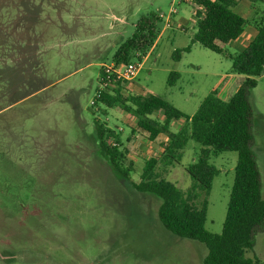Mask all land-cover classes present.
Instances as JSON below:
<instances>
[{"label": "rangeland", "instance_id": "374dc122", "mask_svg": "<svg viewBox=\"0 0 264 264\" xmlns=\"http://www.w3.org/2000/svg\"><path fill=\"white\" fill-rule=\"evenodd\" d=\"M189 1L0 0V264H203L205 244L164 227L161 200L112 170L94 126L97 119L123 133L117 147L127 150L135 163L131 179L140 181L145 159L159 148L133 132L134 116L120 108L103 114L95 101L102 69L149 13L165 18L125 95L153 94L192 116L232 70L229 58L192 45ZM243 40L222 47L240 53ZM172 72L180 78L170 86ZM249 100L251 148L264 186V83ZM200 148L190 141L182 165L163 176L187 191L194 182L185 167ZM237 159L224 152L211 160L219 170L209 196L212 233L223 229ZM247 256L264 262V227Z\"/></svg>", "mask_w": 264, "mask_h": 264}, {"label": "trees", "instance_id": "16d2710c", "mask_svg": "<svg viewBox=\"0 0 264 264\" xmlns=\"http://www.w3.org/2000/svg\"><path fill=\"white\" fill-rule=\"evenodd\" d=\"M254 4L264 0H249ZM185 2V1H183ZM197 18L196 31L191 43L223 55L232 61V73L245 76L237 92L228 100L211 92L200 104L197 112L188 116L165 99L150 94L123 93L124 87L117 83L96 97L95 105L103 114L109 109L120 108L137 120L136 132L151 142L160 135L168 137L166 145L160 144L163 153L145 159L140 181L134 182L131 173L135 163L121 150V134L105 123L94 120L96 139L102 155L108 158L113 171L129 181L131 188L161 200L158 216L164 227L180 238L199 241L208 249L203 264H264L258 258L247 256L254 247V239L264 227V197L258 165L252 151V115L250 93L257 87L264 73V12L255 8L249 18H243L234 9L240 0H192ZM162 18L159 12L143 16L136 25L133 36L120 45L114 55L115 66L140 61L142 55L152 49L159 37ZM252 25L258 30L255 39L242 52L231 54L222 46L237 40L244 26ZM192 45L177 50L174 58L179 60ZM101 71V77L105 74ZM180 78L172 72L168 83L173 86ZM94 105V106H95ZM161 115L163 119L158 116ZM184 120L181 129L172 131L174 121ZM134 132V131H133ZM113 139L114 145L109 143ZM190 141L201 146L195 161L185 167L194 182L187 191L170 182L163 173L170 167L182 165L185 149ZM224 152L238 155L235 178L232 185L227 212L221 233L206 228L209 196L219 170L212 158Z\"/></svg>", "mask_w": 264, "mask_h": 264}, {"label": "crops", "instance_id": "0c3cea01", "mask_svg": "<svg viewBox=\"0 0 264 264\" xmlns=\"http://www.w3.org/2000/svg\"><path fill=\"white\" fill-rule=\"evenodd\" d=\"M189 2L192 3V4L187 3V5L192 7L191 14H192L193 20L191 22H188V23L190 25H192L193 30L191 32V35H193L195 33V31H196V22H197V18L195 16V9H194V7H196V6H194L192 0L189 1ZM256 7L261 9L264 12V2H262L259 5V4H254V3L250 2L249 0H240L238 5L235 7L234 11L237 14H239L240 16H242L243 18H249L253 14V12H254ZM196 8L199 9L200 12H203V9L201 7H196ZM176 19H177V16L174 19V22H175ZM188 27L186 28L184 25H182V30L184 32H188L189 31ZM257 34H258V30L254 26L246 25V26H244L243 34L237 40L232 41L229 44L234 43V42H240L241 40L244 39L243 42H242V45H241V47L243 48V51H244L249 46V44L255 39ZM244 80H245V76L239 75V74H234V73H232V70H231L228 73H226L225 75H222L220 81L214 86V88L212 89L211 92L216 91L221 99L228 100L230 97H232L237 92V90L240 88V86L242 85ZM262 83H264V73L259 78L257 87L252 92H255L260 87V85ZM251 93H250V97H251ZM134 119L136 121V126L133 127L132 130L136 131V129H137V120H136L135 117H134ZM161 119H163L162 116H161ZM174 123H179V130H180L181 127L184 124V120L174 121L172 123V126H173ZM120 130H123V129H120ZM118 133L123 134L122 132H118ZM149 142L159 148V153L158 154L160 155V154L163 153V150H164L160 146V144L162 143V144L166 145L168 143V137L166 135L162 134V135L159 136L157 142H151V141H149ZM156 155H157V153H156ZM196 158L197 157H195V160H196ZM255 159H256V162H257L258 158L256 156H255ZM257 165H258V163H257ZM261 183H262V195H263V187L264 186H263L262 179H261ZM207 218H208V216H207Z\"/></svg>", "mask_w": 264, "mask_h": 264}, {"label": "built area", "instance_id": "2783aa9c", "mask_svg": "<svg viewBox=\"0 0 264 264\" xmlns=\"http://www.w3.org/2000/svg\"><path fill=\"white\" fill-rule=\"evenodd\" d=\"M173 12H176V10L174 9ZM161 18L164 19L165 16L161 15ZM141 66V63L133 62L119 67L115 66L114 63L104 67L105 74L101 77V88L96 96H100L107 88H114L117 83H121L123 86L127 83H133L141 70Z\"/></svg>", "mask_w": 264, "mask_h": 264}]
</instances>
